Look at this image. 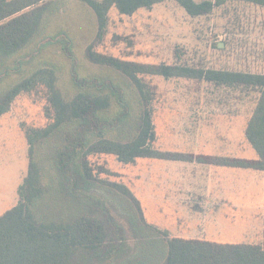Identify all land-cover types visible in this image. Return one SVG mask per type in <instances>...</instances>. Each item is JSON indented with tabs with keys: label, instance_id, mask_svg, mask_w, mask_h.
Listing matches in <instances>:
<instances>
[{
	"label": "rangeland",
	"instance_id": "1",
	"mask_svg": "<svg viewBox=\"0 0 264 264\" xmlns=\"http://www.w3.org/2000/svg\"><path fill=\"white\" fill-rule=\"evenodd\" d=\"M42 23L43 28L16 62L0 59V75L10 72L7 77L0 76V98L29 73L54 67L58 88L68 103L81 91L106 97L110 103L100 111L111 120V126L102 129L97 125L95 133L81 132L82 127L76 129L79 125L69 122L35 148L34 159L44 187L43 196L32 204L36 218L64 223L94 218L108 231L104 246L97 250L77 248L69 264H166L167 240L172 237L264 245V172L213 163L224 157L258 158L245 137L258 94L197 80L153 76L145 79L155 93L154 101L145 106L130 78L94 63L88 53L92 48L128 61L264 73V8L234 3L196 18L173 0L128 16L112 9L99 35L98 17L89 4L54 0L47 6ZM49 37L58 41L45 43ZM66 45L75 61L64 51ZM17 62L20 71L15 69ZM74 64L82 80L115 87L112 91L79 87L72 77ZM118 90L130 111L120 125L113 121L122 106L113 96ZM43 106V101L21 95L12 110L0 117V217L19 202V188L30 164L24 130L47 126ZM145 108L156 127L154 147L181 153L191 162L139 159L124 164L115 156L91 155L88 161L99 181L86 183L76 174L84 149L78 160L76 154L70 157L71 173L59 176L55 157L65 142L64 133L80 130L75 135L88 146L99 136L126 143L137 135ZM75 180L76 193L72 192ZM116 182L132 191L140 208L113 185Z\"/></svg>",
	"mask_w": 264,
	"mask_h": 264
},
{
	"label": "trees",
	"instance_id": "2",
	"mask_svg": "<svg viewBox=\"0 0 264 264\" xmlns=\"http://www.w3.org/2000/svg\"><path fill=\"white\" fill-rule=\"evenodd\" d=\"M54 0H0V59H12L16 62L18 54L24 51L26 45L43 28V15L47 6ZM94 10L99 21L102 34L107 26L109 14L116 9L120 15H133L142 9H151L168 0H82ZM193 18L212 14L215 10L234 3L253 4L264 8V0H173ZM58 39L45 38V43H54ZM69 45V44H67ZM63 48L72 61H75L70 46ZM70 47V48H69ZM23 50V51H22ZM90 60L98 65L112 67L130 78L144 102L145 106L154 101L151 85L146 77H163L165 79H190L208 82L218 87L239 89L258 94L255 109L248 119L245 137L258 158L256 160L239 158H217L215 165L234 169H252L264 172V73H251L227 69L197 68L184 65L149 64L128 61L118 57L108 56L92 48L88 50ZM27 62V61H25ZM18 63V62H17ZM16 65V64H15ZM77 66H72V77L81 88H101L113 90L107 82H88L82 80L76 72ZM21 70L20 63L15 68ZM17 71V72H18ZM2 73V77H7ZM12 89L6 91L0 98V117L8 114L16 99L21 95L32 97L44 102L43 112L48 124L44 128L25 129L30 164L23 184L19 188V202L16 206L0 217V264H69L72 254L77 248L97 250L105 245L108 231L105 225L94 218H77L70 222H46L36 218L32 204L44 194L41 183V169L35 161V148L42 140H50L60 133L69 122L77 123L81 132L95 133L98 125L102 129L111 126V120L101 114V109L109 106V99L103 96H91L81 91L70 103L63 97L58 88V75L54 67H44L29 73ZM17 78V77H16ZM118 94H113L122 105L120 112L113 121L123 124L130 115L128 103ZM140 127L137 135L124 143L105 137H98L91 146L77 135L79 131L63 134L64 144L56 153V169L59 176L71 173L70 157L76 154L80 158V150L86 149L83 160L77 162L76 174L83 181H99L95 171L88 161L91 155L115 156L124 164H133L139 159H158L166 161L191 162L181 153L163 151L154 147L157 140L153 116L148 108L139 117ZM99 135L101 132H98ZM69 142V143H68ZM88 147V148H87ZM106 173L108 170L101 168ZM57 171V172H58ZM65 172V173H63ZM62 173V174H60ZM70 175V174H69ZM71 178H75L70 175ZM63 187L65 189V181ZM73 191L76 193L77 183L74 181ZM113 185L127 195L140 208V203L132 191L118 182ZM68 196V194H66ZM71 202L74 198L70 195ZM69 198V200H70ZM66 199V197H65ZM69 202V205L71 204ZM45 220V219H44ZM55 220V219H54ZM168 242V257L166 264H264V245L257 244H222L207 240L172 237Z\"/></svg>",
	"mask_w": 264,
	"mask_h": 264
},
{
	"label": "crops",
	"instance_id": "3",
	"mask_svg": "<svg viewBox=\"0 0 264 264\" xmlns=\"http://www.w3.org/2000/svg\"><path fill=\"white\" fill-rule=\"evenodd\" d=\"M16 206V205H15Z\"/></svg>",
	"mask_w": 264,
	"mask_h": 264
}]
</instances>
